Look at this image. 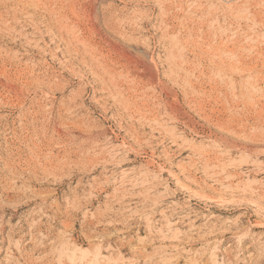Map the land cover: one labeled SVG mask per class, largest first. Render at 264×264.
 Segmentation results:
<instances>
[{
    "label": "rangeland",
    "instance_id": "1",
    "mask_svg": "<svg viewBox=\"0 0 264 264\" xmlns=\"http://www.w3.org/2000/svg\"><path fill=\"white\" fill-rule=\"evenodd\" d=\"M0 264H264V0H0Z\"/></svg>",
    "mask_w": 264,
    "mask_h": 264
},
{
    "label": "bare ground",
    "instance_id": "2",
    "mask_svg": "<svg viewBox=\"0 0 264 264\" xmlns=\"http://www.w3.org/2000/svg\"><path fill=\"white\" fill-rule=\"evenodd\" d=\"M91 1V0H90ZM98 3V2H97ZM81 12V11H80ZM91 12V11H90ZM86 16V15H85ZM92 18V17H91ZM79 20V19H78ZM101 22V21H100ZM73 23V22H72ZM112 24V23H111ZM116 25V24H115ZM97 27V26H96ZM110 28V27H109ZM96 29V28H95ZM98 30V29H97ZM118 30V29H117ZM96 31V30H95ZM97 33V32H96ZM99 33V32H98ZM113 33V32H112ZM92 35V34H91ZM96 35V34H95ZM83 36V35H82ZM90 36V35H89ZM97 36V35H96ZM94 37V36H93ZM99 37V36H98ZM100 38V37H99ZM92 41V40H91ZM89 42V41H88ZM98 42V41H97ZM99 43V42H98ZM96 47V46H95ZM93 49V48H92ZM85 50H87V49H85ZM99 54V53H98ZM112 56V55H111ZM103 58V57H102ZM102 62V61H101ZM138 70V69H137ZM144 72V71H143ZM156 83V82H155ZM154 83V84H155ZM159 84V83H158ZM150 85H152V84H150ZM154 86V85H153ZM195 88V87H194ZM147 94V93H146ZM154 97V96H153ZM128 99V98H127ZM162 99V98H161ZM144 101V100H143ZM161 101V100H160ZM196 101V100H195ZM149 102V101H148ZM201 102V101H200ZM142 105H144V104H142ZM160 105V104H159ZM201 105V104H200ZM194 106V105H193ZM198 106H199V104H198ZM137 107V106H136ZM140 107V106H139ZM169 107V106H168ZM145 108V107H144ZM170 108V107H169ZM172 108V107H171ZM170 108V109H171ZM176 108V107H175ZM152 109V108H151ZM158 109V108H157ZM180 109V108H179ZM196 109V108H195ZM139 110V109H138ZM181 110H182V108H181ZM125 111H127V110H125ZM134 112V111H133ZM173 112V111H172ZM204 112V111H203ZM170 114H172V113H170ZM175 114V113H174ZM184 114V113H183ZM186 115V114H185ZM123 116V115H122ZM174 116V115H173ZM180 116V115H179ZM175 117V116H174ZM177 117V116H176ZM175 117V118H176ZM166 118H167V116H166ZM179 118V117H178ZM177 118V119H178ZM210 118V117H209ZM162 120H163V117H162ZM208 120V119H207ZM179 121H181V120H179ZM145 123V122H144ZM163 123V122H162ZM182 123V122H181ZM184 123V122H183ZM188 123H190V122H188ZM140 124V123H139ZM189 125H191V124H189ZM141 126V125H140ZM191 129V128H190ZM227 131V130H226ZM229 132V131H228ZM226 133V132H225ZM154 134V133H153ZM192 134V133H191ZM207 134V133H206ZM224 135V134H223ZM103 136V135H102ZM92 137V136H91ZM144 137V136H143ZM85 140V139H84ZM87 140V139H86ZM90 140V139H89ZM82 141V140H81ZM91 141V140H90ZM216 141V140H215ZM97 142H99V141H97ZM179 142V141H178ZM231 142V141H230ZM186 151V150H185ZM260 261V260H259Z\"/></svg>",
    "mask_w": 264,
    "mask_h": 264
}]
</instances>
